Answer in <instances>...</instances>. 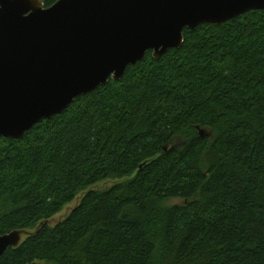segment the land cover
I'll return each instance as SVG.
<instances>
[{
    "label": "trees",
    "instance_id": "trees-1",
    "mask_svg": "<svg viewBox=\"0 0 264 264\" xmlns=\"http://www.w3.org/2000/svg\"><path fill=\"white\" fill-rule=\"evenodd\" d=\"M20 229L37 231L0 264H264V10L186 28L181 48L1 136L0 234Z\"/></svg>",
    "mask_w": 264,
    "mask_h": 264
},
{
    "label": "water",
    "instance_id": "water-1",
    "mask_svg": "<svg viewBox=\"0 0 264 264\" xmlns=\"http://www.w3.org/2000/svg\"><path fill=\"white\" fill-rule=\"evenodd\" d=\"M252 10H264V0H0V137L23 138L76 98L121 80L148 51L160 58L181 48L186 28ZM35 232L0 234V257Z\"/></svg>",
    "mask_w": 264,
    "mask_h": 264
},
{
    "label": "rangeland",
    "instance_id": "rangeland-1",
    "mask_svg": "<svg viewBox=\"0 0 264 264\" xmlns=\"http://www.w3.org/2000/svg\"><path fill=\"white\" fill-rule=\"evenodd\" d=\"M129 179H131L130 176H126L123 178H109L107 180H103V181L97 183L96 185L90 187L88 190L104 191V190L110 188L115 183L125 182V181H128ZM88 190H86V191H88ZM86 191L80 192L71 203L67 204L64 207V209L60 213H58L56 216L51 218V222H49V224L54 225L57 222L63 220L65 217H67L69 215V213H71V211L79 204L81 198L83 197V195L85 194ZM181 202L182 201H180L179 199H174V200L170 201L171 204H176V203H181ZM29 231L33 232V231H35V229H31ZM25 237L26 236L24 234L23 239H25ZM40 263L41 264H47L43 261L42 262L40 261Z\"/></svg>",
    "mask_w": 264,
    "mask_h": 264
}]
</instances>
